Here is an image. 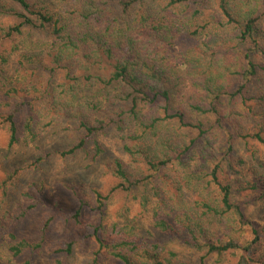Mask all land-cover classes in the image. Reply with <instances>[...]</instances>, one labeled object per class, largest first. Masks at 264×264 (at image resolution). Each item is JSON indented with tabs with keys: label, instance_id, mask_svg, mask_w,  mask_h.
<instances>
[{
	"label": "trees",
	"instance_id": "trees-1",
	"mask_svg": "<svg viewBox=\"0 0 264 264\" xmlns=\"http://www.w3.org/2000/svg\"><path fill=\"white\" fill-rule=\"evenodd\" d=\"M262 18L264 0H0V39L21 45L26 59L38 56L47 74L41 96L46 107L37 110L20 95V105L32 113L22 139L40 136L44 111L76 121L80 132L67 148L39 147L35 163L64 162L82 152L95 161L103 152L98 136L108 130L120 134L130 158L126 164L117 157L108 166L118 181L106 192L92 188L93 206L83 198V186L65 185L79 202L72 219L79 222L82 208L91 206L102 220L112 193L149 183L156 197L154 226L166 234L185 232L186 243L203 252L198 263L189 264H206L211 254H238L237 264H264V224L250 221L238 197L250 192L264 199V162L256 157L264 153V72L255 60L264 57ZM8 56L0 51V78ZM252 86L254 97L247 96ZM14 91L10 84L7 94ZM22 107L0 113L8 148L21 139L15 119ZM234 135L250 151L251 166L235 155ZM161 185L173 189L166 196L170 202ZM185 191L196 198L188 199ZM52 220L44 221L39 242L12 245L13 255L40 248ZM245 225L253 238L241 244L236 236ZM103 226L100 236L95 230L93 263L107 253L122 264H187L171 250L155 257L159 244L150 245L151 256L131 227ZM73 245L68 241L55 252L70 254Z\"/></svg>",
	"mask_w": 264,
	"mask_h": 264
},
{
	"label": "rangeland",
	"instance_id": "rangeland-1",
	"mask_svg": "<svg viewBox=\"0 0 264 264\" xmlns=\"http://www.w3.org/2000/svg\"><path fill=\"white\" fill-rule=\"evenodd\" d=\"M54 1L58 2V0ZM82 9H85V6H82ZM6 20L4 23H7ZM260 23L264 28V18L260 20ZM0 25L4 24L0 22ZM18 42L16 40L15 44ZM12 45L11 39H0V51L9 55L7 63L3 65L0 78V113H5L11 107H22L20 97L24 94L37 110L46 107L47 100L41 96L45 97L47 92L45 89L47 74L38 67V63H41L40 58L38 56L31 58L29 55L26 59L21 56L23 47ZM178 48L174 47L173 51ZM255 60L264 72V57L257 55ZM179 68L182 70L184 67ZM262 77L264 78V75ZM261 82L264 83V80ZM10 84L15 91L7 94ZM182 92H187V89L184 88ZM256 94L255 87L252 86L247 96L254 97ZM250 102L253 104L255 100ZM221 107L226 108L225 102ZM23 108L19 110L15 119L21 138L17 144L8 148V136L5 131L0 130V264H26L27 261L29 264H122L107 253L100 255L97 263L92 261L94 252L98 248L94 236L95 230L100 236L102 225L105 229L111 230L114 224L117 226L116 230L120 227H131L133 235L139 238L138 241L142 239L148 245L144 248L148 254L152 250L150 245L159 244L160 251L158 256H155L158 259L163 258L171 250L177 254L178 260L182 259L187 264L198 263L199 256L203 252L186 243L185 232L166 234L159 227L154 226L152 209L156 197L152 195L154 190L149 189V183L141 182L129 190L122 192L118 190L112 193L102 220L91 206L82 208L79 222L72 219V214L78 208L79 202L65 185L75 183L81 188L83 186V198L92 205V188L106 192L118 181L108 170L113 160L119 157L126 164L130 163V158L122 150L123 142L120 134L114 130H108L98 136L103 152L95 161L82 152L64 162L59 159H50L36 164V157L40 156L39 147L42 151L57 147L67 148L76 141L80 132L76 130V121L63 115L55 118L51 113L47 114V111H44L40 116L42 122L36 130L40 136L26 143L22 139L21 129L23 130L26 116L32 113L29 106L25 107L26 109ZM239 108L238 104L237 109ZM197 118L203 120L207 118L210 120L209 123L214 120V117L200 115ZM246 124H253L252 117H249ZM221 132L220 137L225 142L227 133ZM235 139V155L251 166L253 161H250V151L244 150L242 141L236 135H234V141ZM256 157L264 162L262 150ZM130 166L133 170L136 164L132 162ZM142 168L147 173L145 167ZM225 176L228 177L227 173ZM157 183L159 179L156 178L153 185ZM161 188L166 191L163 199L168 200L166 196L170 195L173 189L170 185H161ZM185 194L188 199L196 198V193L185 191ZM143 197L147 201H144ZM238 197H241L239 201L244 204V210L250 221L264 224L262 218L264 199H258L257 194L250 192H242ZM22 211L26 213L17 218ZM50 216H53V220L49 224L41 247L14 256L10 247L18 241L22 239L30 242L40 241L43 223ZM236 237L241 244L250 242L253 238L250 226H243V232ZM72 240L74 245L70 254L55 252L56 249L64 247L66 242ZM154 254L155 251L152 250L150 255ZM206 259H208L206 264H237L239 255L225 254L219 258L211 254ZM133 264L139 263L134 260Z\"/></svg>",
	"mask_w": 264,
	"mask_h": 264
}]
</instances>
